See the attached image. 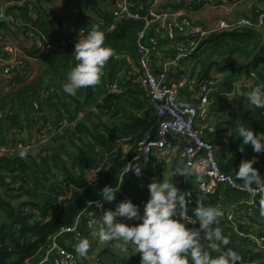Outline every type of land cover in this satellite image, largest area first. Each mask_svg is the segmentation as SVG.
I'll return each instance as SVG.
<instances>
[{
  "label": "trees",
  "instance_id": "16d2710c",
  "mask_svg": "<svg viewBox=\"0 0 264 264\" xmlns=\"http://www.w3.org/2000/svg\"><path fill=\"white\" fill-rule=\"evenodd\" d=\"M22 1L4 0L9 3L7 14H13L19 24L11 22L10 25L7 20L0 18V50L3 48L4 38L8 35L19 38L23 33L29 38V31L46 38L53 47L46 48L38 57L41 67L31 82L24 83L27 78L23 71L15 70L10 79L16 86L0 96V149L12 148L19 142L38 143L39 135H42V131L45 134V130L49 135L53 132L59 133L45 146H36L35 153L27 152L23 158L19 153L0 152V264L40 263L55 236L58 244L77 255V243L82 238H88L90 247L87 253L94 252L97 242L87 227V219L103 215L109 208L115 209L120 201L128 198L138 205L135 192L140 196L142 193L140 183L144 179L145 170H142L139 177L131 172L120 181L127 159L135 155L134 146L127 159L122 160V144L126 141L135 145L156 125L155 112L149 103L146 90L138 81L141 53L137 39L145 26L144 21L125 20L113 32L107 33L105 28L110 22L109 7L103 8L99 5V0H95L94 3L82 2L79 9L77 0H62L64 10L68 12L73 8L72 5L74 11L76 10L72 29H91L93 25H99L105 33V44L111 46L114 52L102 70L99 83L81 88L73 96L64 92L62 84L76 63L73 54L76 43H68L61 48L57 46L68 36L67 16L58 15V11L50 6L52 0H30L26 4ZM109 1L112 5L115 0ZM130 1L138 8L141 4L146 6L149 0ZM239 1L243 0H194L193 13L208 6L218 8ZM259 1L264 3V0ZM162 7H166L165 2L158 6ZM262 13L264 7H257L252 13L243 14L237 20L256 19ZM190 18L194 24L205 30L215 28L219 20H228L217 17L212 26L201 20H194L191 15ZM2 31L5 32L4 36L1 35ZM163 32L166 33V29L156 22L153 23L146 30L145 43L151 45L150 39L160 37ZM186 38L181 35L174 37V56L178 52V45L188 44ZM188 38L198 37L192 35ZM22 50L30 58L36 55L33 47ZM156 56L154 54L152 57L153 64ZM191 57H195L196 64L200 67L197 72L198 81L209 78L212 67L215 64L220 65L219 58L225 59L222 68L229 69L219 79V89L213 93L210 105L211 117L213 112H220L219 118L233 128L228 141L220 139L218 143L217 157L222 170L237 179L236 171L241 161L255 158L253 166L264 176L263 169L258 167L259 162L264 163V152H254L251 144L245 145L244 151L241 152L242 138L238 137L236 131L245 123L257 133L264 132L263 108L251 105L244 95L240 98L238 96V104L227 96V93L236 90L239 79L243 75L249 76L251 72H255L264 89L262 28L244 26L210 31L199 41ZM232 57L235 59H231ZM26 63L30 66L29 60ZM3 69L0 64V72H3ZM118 81H121L120 86ZM245 101L249 103V108L241 115V105ZM155 135L154 130L152 137ZM97 168H100L97 174L99 179L79 191L87 181L85 175H91L92 170ZM106 185H120L116 199L112 202L105 201L102 209L94 205L87 209L89 201L102 196L100 190ZM179 188L185 196L186 190L191 187L180 184ZM69 191H72V195L65 197ZM195 197L197 202L207 206V202H203L198 193ZM248 198L246 192L230 190L221 201L223 215L213 227L220 229L228 243L214 241L218 245L217 251L208 247V242L204 241L202 246L211 257L231 249L240 257L237 264H264V256L250 249L244 239L238 238L234 228L227 221V213L233 204ZM263 199L260 197L257 202L258 217L264 216L261 214L260 203ZM208 203V206H217L218 202L216 197H212ZM186 205L187 214L195 216L192 210L197 204L188 203L186 200ZM25 208L40 211L42 220H36ZM236 208L238 211L242 210L244 203L238 204ZM83 211L76 232L59 234L63 226H74L78 215ZM198 228L199 226L194 229ZM130 251L129 255L119 257L112 249L106 248L99 253V257H102L103 264H140V254Z\"/></svg>",
  "mask_w": 264,
  "mask_h": 264
},
{
  "label": "built area",
  "instance_id": "2783aa9c",
  "mask_svg": "<svg viewBox=\"0 0 264 264\" xmlns=\"http://www.w3.org/2000/svg\"><path fill=\"white\" fill-rule=\"evenodd\" d=\"M193 1L170 0L171 3H169L168 0H149L146 6L141 4L136 8V5L130 0H115L112 7L108 10L110 22L105 28L107 33L113 32L125 20L144 21L145 23L137 39L141 53L138 81L146 90L149 103L156 115V125L152 126L143 138L136 142L135 155L127 159L121 172L120 181L132 172L124 173L130 162L133 164L139 161L150 163L156 156L159 158L171 145L173 136L181 137L183 139V145L180 149L182 164L176 169L175 172H180L176 173V176L186 177L188 175L197 177L195 187L187 189L185 192V198L188 203L197 204L195 194L198 193L202 201L216 197L217 206L220 207L221 201L226 198L230 190L248 193V199L233 204L227 213V221L234 228L238 238L244 239L247 245L250 246V249L264 256V228L259 224V217L257 215V202L260 197L264 198V192H261L255 186H252V190L249 191L242 180H237L233 175L222 170L217 157V143L211 134L214 131V126L210 124L212 118L210 115V105L213 93L219 89V78L214 73L207 80L198 81L197 77L187 74L180 68L174 70L171 74L168 72L166 66L160 70H155L152 57L154 54L157 55L159 53L160 42H162L160 39L164 38V34L150 39L151 45L145 43L146 30L155 22L160 24L161 28L167 29L165 39L168 41H174V37L177 35L187 37L186 41L188 44L186 46L184 44L178 45V52L174 57V62L180 63L183 59L192 56L199 41L209 34L210 31L228 30L244 26L264 28V13L260 14L256 19L241 18L236 22L219 20L215 28L205 30L201 26L194 24L190 18V14L194 12ZM195 1L198 2L200 0ZM98 2L101 7H108V0H99ZM161 2H165L166 7L158 8ZM8 5L9 3L0 0V18L18 23L19 21L13 14H7L6 8ZM90 30V28L79 29L73 35H68L62 39L57 46L61 48L68 43H77L78 39L83 38ZM1 35L4 36L3 32ZM192 35L198 38L189 39L188 37ZM29 38L35 41L33 47L36 51L35 57H28L19 46L10 47L4 56H0V63L4 67V74L10 75L15 70H19L23 71L24 76L28 78L30 66L26 63L27 60L37 59L46 48L53 47V44L46 38L36 35L33 31H29ZM246 85L251 89L254 87H261L263 89L262 82L257 79L255 72L249 74ZM187 88L190 93V99L189 102H183L180 96L182 90ZM237 88L238 86L236 85L235 91L227 93L228 98L232 97L233 99L235 97ZM262 114L264 115V108ZM154 130L156 131V135L152 137V131ZM58 133L53 132L49 135L45 130V134L42 131V135H39L40 141L38 143L24 144L19 142L16 146H12V148L0 149V152L4 154H17L21 151H25L26 153L31 152L36 149V146H45V144L58 136ZM137 157H139V161H137ZM258 167L264 171V163L259 162ZM99 170L100 168L92 170L91 175H97ZM89 176L85 175L87 181L78 189L79 191L85 189V186L89 184ZM71 195L72 191H69L65 197H70ZM61 198H64V196H61ZM93 202H99L103 207L105 205V200H103L102 196ZM240 203H244V208L238 211L236 206ZM93 205L99 209L103 208L97 206L95 203ZM89 207L88 204L87 209ZM25 210L33 214L36 220H42L40 211L29 208H25ZM83 214L84 211L78 215L74 226H63L59 234L63 232H76ZM101 216L98 215L87 219V227L90 230L92 228L98 230L101 226ZM252 217L257 218L253 220ZM196 220L197 217L187 214L185 222L189 223L188 227L196 228L199 226V222ZM239 225L243 227L241 228ZM82 262L83 260L79 255L67 247L58 244L55 236L45 257L38 264H82ZM247 264H256V262H249Z\"/></svg>",
  "mask_w": 264,
  "mask_h": 264
},
{
  "label": "clouds",
  "instance_id": "9594fccd",
  "mask_svg": "<svg viewBox=\"0 0 264 264\" xmlns=\"http://www.w3.org/2000/svg\"><path fill=\"white\" fill-rule=\"evenodd\" d=\"M75 65L67 74L62 84L65 93L76 95L81 88L95 86L99 83L102 70L114 52L111 46L105 44V33L99 25H93L91 30L81 39H78L74 49ZM232 97H229L231 99ZM247 101L257 108H264V89L254 87L247 94ZM238 137L242 138L240 151L244 146L251 144L256 153L264 152V132L257 133L253 128L242 123L237 128ZM26 156L25 151L19 153ZM139 161V157H137ZM255 158L242 160L236 171L237 179L242 180L249 191L252 186L264 192V176L253 165ZM143 164L131 163L124 173L132 171L134 175H142ZM180 173L179 171L175 172ZM193 174V173H186ZM163 180L153 179L148 184L150 197L144 205L141 215L139 206L128 198L120 201L115 209L109 208L100 217L101 226L92 233L100 243L116 241L122 252L128 251V245L134 246V254L141 256L140 264H237L239 255L229 249L211 257L205 251L202 243L208 242V247L218 251L214 241L227 244L228 240L222 236L217 224L218 218L223 215L219 206H204L197 202L192 210L199 222V228L188 227L187 205L183 192L179 189L172 177ZM120 185L115 187L106 185L100 190L103 200L112 202L116 199ZM99 202L89 201V206ZM261 214L264 215V200H261ZM119 217L128 220H139V223L129 224ZM90 247L88 238H82L76 245V252L83 256Z\"/></svg>",
  "mask_w": 264,
  "mask_h": 264
},
{
  "label": "crops",
  "instance_id": "0c3cea01",
  "mask_svg": "<svg viewBox=\"0 0 264 264\" xmlns=\"http://www.w3.org/2000/svg\"><path fill=\"white\" fill-rule=\"evenodd\" d=\"M24 1L25 0H23L22 2ZM50 6L54 7L58 11V15L67 16L68 21L66 25V34L73 35L75 31L72 29V24L74 22V16H75L74 14L76 11V10L74 11V5H72L73 8H70L68 12L64 10L63 8L62 0H52ZM108 7L109 8L112 7L110 1L108 2ZM257 7H264V3L259 0H243V1H239L238 3L232 4L230 6H228L227 4L221 7H218V8H213V7L208 6L207 8H204L203 10L195 12L193 14L191 13L190 15L193 17L194 20L196 19L201 20L202 22H205L206 25H212L214 24L215 19H217V17L227 18L228 21L230 20L234 21V20H237L243 14L252 13L253 10ZM7 22L11 25L10 21L7 20ZM262 30L264 33V28H262ZM163 34H164V38L162 39V42H161L162 43L161 48L154 61L155 70H160L164 66H166L168 69V72L171 74L173 73L174 70L180 68V69H183L187 74L197 77V72L199 71L200 67L198 66V64H196L195 57L183 59L180 63H178L177 61L174 62L175 56L174 54H172V48L174 46L173 45L174 41L166 40L165 32H163ZM34 44H35V41L32 40L31 38H26L23 33L20 34L19 38H13L11 35H8L7 37L4 38V45H3V48H1L0 50V56H4L9 50V48L12 46H19L23 49H31L32 47H34ZM231 59H235V57H232ZM218 62L220 63V65L215 64L210 71V75L216 73L217 77L220 79L221 76L225 75L229 71V69L222 68V65H223L222 63L225 62V59L219 58ZM29 64H30V72H29L28 78L26 79L24 83L31 82L33 78L36 76L39 68L41 67V61L38 58L30 59ZM11 77H12V74L6 75L2 71L0 72V96L10 91L14 86H16V83L15 85H13L14 81H11L10 79ZM247 80H248L247 75H243L239 79V81L236 84L238 86L237 93L235 97H233V99L231 98L229 100L236 101L235 98L236 97L238 98V96L240 98L242 95H244L245 98L247 99L248 92L252 90L249 86L246 85ZM189 94L190 93H189L188 88L183 89L180 99L183 102H189V99H190ZM238 100L240 101V99ZM239 101H236V103L238 104ZM243 104H246V101ZM243 104L241 106H243ZM212 114L213 115H212V120H210V124L214 126V131L211 132V134H212V137L216 140L217 149H218L219 140L222 139V140L228 141L229 133L231 132L233 128H232V125H229L228 123L225 122V120L219 118L220 112H213ZM33 135L35 138V133H33ZM182 145H183V139L181 137L173 136L171 140V145L163 152L161 156H159V158H157L156 156L154 158V161L150 163H142L143 164L142 170L143 171L145 170V171L143 172L144 179L140 183V188L142 192L141 196L139 195L138 192H135L136 201L138 202L141 215L143 213L144 205L150 197L148 184L153 179L163 180V179H167L173 176L176 169H178V167L182 164V161L180 159V149ZM134 146L135 145L133 143L124 141V143L122 144V153H121L122 160L127 159L128 155L133 151ZM31 152L35 153V149ZM98 179H99V176L91 175L89 176L88 183L89 184L94 183ZM172 179L178 187L180 184H183L186 187H191V188L195 187V186H191L188 183H186L184 180L185 177L176 176L175 174L172 177ZM203 202H207L205 204H207L208 206L209 200H206V201L203 200ZM256 218L257 217L255 218L252 217L253 220H255ZM119 219L129 224H136L140 222L139 220H128L126 217H120ZM259 224L264 228V216L259 215ZM94 231H97V230L95 228H92L91 233H93ZM95 239L97 242L96 250L94 252L83 255L82 264H103V261H102L103 259L102 257L101 258L99 257V253L103 249H106V248L113 249V251L117 255H119L120 252L123 253L120 250V248L117 247L118 242L109 241L106 243H100L98 238H95ZM130 250L134 251V246L131 244L128 245V251L124 252L122 256L124 257V256L129 255L131 253Z\"/></svg>",
  "mask_w": 264,
  "mask_h": 264
},
{
  "label": "water",
  "instance_id": "95a60500",
  "mask_svg": "<svg viewBox=\"0 0 264 264\" xmlns=\"http://www.w3.org/2000/svg\"><path fill=\"white\" fill-rule=\"evenodd\" d=\"M95 0H77V4H78V8L80 9L81 3L85 2V3H94ZM28 2V0H25L23 3L26 4ZM121 81H118V86H120ZM236 101H238L239 98H235ZM12 136V133L10 135V137ZM185 182L188 183L191 186H195V182L197 180V177H191V176H186L185 177Z\"/></svg>",
  "mask_w": 264,
  "mask_h": 264
},
{
  "label": "rangeland",
  "instance_id": "374dc122",
  "mask_svg": "<svg viewBox=\"0 0 264 264\" xmlns=\"http://www.w3.org/2000/svg\"><path fill=\"white\" fill-rule=\"evenodd\" d=\"M60 7V6H59ZM220 19V18H219ZM248 104L249 103H246V104H243V106H242V108H241V115H243V114H245L246 113V111L248 110L247 108H249V106H248ZM211 120H212V118H211ZM214 120V119H213ZM112 251H113V249H112ZM124 254V252L123 253H119V257H123L122 255Z\"/></svg>",
  "mask_w": 264,
  "mask_h": 264
}]
</instances>
